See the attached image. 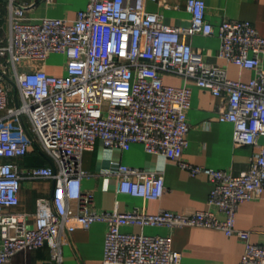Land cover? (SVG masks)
Returning a JSON list of instances; mask_svg holds the SVG:
<instances>
[{
    "label": "built area",
    "instance_id": "obj_1",
    "mask_svg": "<svg viewBox=\"0 0 264 264\" xmlns=\"http://www.w3.org/2000/svg\"><path fill=\"white\" fill-rule=\"evenodd\" d=\"M52 4L54 0H44ZM148 1L88 0L74 20H27L31 5L8 0L10 34L0 39V264L20 252L48 245L62 262V245L78 229L107 225L102 264H180L171 236L126 233L125 227H196L222 231L245 242L239 264H264V244L238 229L242 203L264 192V144L240 175L196 166L185 159L189 145V111L194 82L222 98L219 121L234 125L236 147L258 146L264 138V37L250 21L227 20L219 27V57L255 72L249 82L229 78L225 69L196 59L188 39L212 36L204 0H187L189 27L172 26ZM52 55L66 58V75L49 74ZM166 76L185 80L181 87ZM16 92L15 106L11 93ZM27 127L32 138L27 133ZM37 142L52 161L22 167L20 161ZM97 143L129 150L142 144L149 154L175 161L190 175L209 177V210L183 215L168 210L150 214L100 210L95 195L83 190V156ZM118 193L160 200L163 173L120 165ZM52 180L53 200L41 199L35 224L8 210L19 205L22 181Z\"/></svg>",
    "mask_w": 264,
    "mask_h": 264
},
{
    "label": "crops",
    "instance_id": "obj_2",
    "mask_svg": "<svg viewBox=\"0 0 264 264\" xmlns=\"http://www.w3.org/2000/svg\"><path fill=\"white\" fill-rule=\"evenodd\" d=\"M31 5L26 18L39 23L45 18L74 20L78 13L86 9L88 0H54L52 4L44 0H17ZM207 5V20L215 27L212 36L194 35L188 41L194 47L196 59L225 69L230 79L249 82L255 72L242 69L230 61L219 57L221 40L219 27L224 21H250L264 37V0H204ZM187 0L148 1L147 9L160 13L164 22L177 27H189L192 15L186 7ZM10 34L8 0H0V39L7 41ZM63 56V55H56ZM65 57V56H64ZM50 59V58H49ZM43 65L49 74L66 75L64 65ZM264 66V61H263ZM165 83L181 87L185 80L166 76ZM192 88V106L189 111L191 130L185 159L196 166L215 170H226L240 175L250 167L252 159L259 154L264 138L258 146L236 147L233 141L234 125L219 121L224 100L215 97L209 90L189 82ZM37 142L30 153L21 160L22 167L46 166L51 164ZM120 165L157 171L164 174L166 190L156 201L118 193L119 177L115 174ZM83 171L89 176L83 179V190L95 195L96 206L100 210L130 212L141 209L150 214L168 210L183 215L209 210V197L213 184L206 175L193 177L175 161L161 154H149L142 144H133L129 150L105 147L97 143L94 149L83 156ZM55 183L52 180L22 181L19 205L8 211L20 215L33 227L38 212V202L53 200ZM236 226L250 232V240L264 244V192L256 194L251 201L240 205ZM126 233L144 232L151 236H171L173 249L182 253L180 264H239L245 253V242L237 236H228L222 231L186 227L168 229L166 227H125ZM107 225L97 222L88 230L78 229L69 241L62 245V262L53 258L51 248L46 245L35 250L18 253L7 264H102L105 255Z\"/></svg>",
    "mask_w": 264,
    "mask_h": 264
},
{
    "label": "rangeland",
    "instance_id": "obj_3",
    "mask_svg": "<svg viewBox=\"0 0 264 264\" xmlns=\"http://www.w3.org/2000/svg\"><path fill=\"white\" fill-rule=\"evenodd\" d=\"M65 61H66V58L64 56L52 55L49 59V62L52 65H59V66L64 65ZM11 98H12V103H10V106H15V91H14V89L11 93Z\"/></svg>",
    "mask_w": 264,
    "mask_h": 264
},
{
    "label": "water",
    "instance_id": "obj_4",
    "mask_svg": "<svg viewBox=\"0 0 264 264\" xmlns=\"http://www.w3.org/2000/svg\"><path fill=\"white\" fill-rule=\"evenodd\" d=\"M15 95H16V92H15ZM26 130H27V133L29 134V136L32 138L30 132L28 131L27 127L25 126ZM33 139V138H32ZM47 159H49L48 157H46ZM50 163L52 164V161L49 159Z\"/></svg>",
    "mask_w": 264,
    "mask_h": 264
}]
</instances>
